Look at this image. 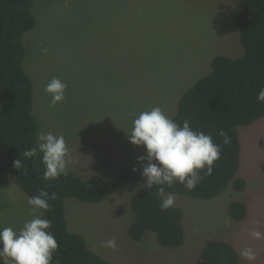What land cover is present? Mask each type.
I'll return each instance as SVG.
<instances>
[{
  "label": "rangeland",
  "instance_id": "374dc122",
  "mask_svg": "<svg viewBox=\"0 0 264 264\" xmlns=\"http://www.w3.org/2000/svg\"><path fill=\"white\" fill-rule=\"evenodd\" d=\"M247 0H35L36 26L25 33L24 69L34 90L33 114L39 132L65 137L77 161L69 169L89 185L109 182L119 170L145 154L129 142L128 131L141 111L160 106L169 117L199 79L212 72L217 56L238 59L244 47L236 27ZM43 49H47L45 53ZM67 84L65 99L51 105L45 87L53 78ZM241 164L232 185L212 200L176 195L185 213V244L162 248L148 232L134 241L128 227L135 220L132 197L144 183L141 175L123 183L98 204L66 201L71 230L114 264H186L199 261L216 241L232 243L240 264H264V117L238 128ZM168 194V193H167ZM29 196L9 175L0 186V225L19 229L32 218ZM248 208L244 221L228 216L232 203ZM40 214V213H37ZM262 233L254 239L251 230ZM115 237L117 248L102 242ZM251 247L255 260L241 253Z\"/></svg>",
  "mask_w": 264,
  "mask_h": 264
},
{
  "label": "trees",
  "instance_id": "16d2710c",
  "mask_svg": "<svg viewBox=\"0 0 264 264\" xmlns=\"http://www.w3.org/2000/svg\"><path fill=\"white\" fill-rule=\"evenodd\" d=\"M35 0H0V186L7 176L15 177L18 186L29 197L45 188L57 199L49 201L51 209L42 211L43 218L52 221L50 231L59 248L53 254L52 264H114L92 250L86 238L71 230L66 213V201L75 198L81 202L98 204L112 196L125 182L140 176L138 162L119 170L105 184L89 185L69 169L67 177L45 181L40 157L24 160L17 170L13 161L23 159L21 154L37 143L39 124L33 114L34 84L24 69L25 33L37 23L33 13ZM236 27L244 47L238 59L217 56L212 72L199 79L179 100L172 117L177 123L191 121L195 130L213 136L222 145L217 133L223 129L231 137L230 145H222L221 158L215 163L213 174L202 180L194 190H187L176 182L165 187V194L212 200L225 193L232 185L236 192L246 189L247 182L237 178L241 164V142L238 128L251 125L264 117V103L257 94L264 88V0H247L236 18ZM264 171V166H263ZM159 186L141 189L131 199L135 220L128 227L129 236L141 242L148 232L155 234L159 245L166 249L182 247L186 242L185 213L179 207L162 211ZM243 203H232L228 216L235 221L248 217ZM186 264H240L237 248L226 240L207 245L199 261Z\"/></svg>",
  "mask_w": 264,
  "mask_h": 264
},
{
  "label": "clouds",
  "instance_id": "9594fccd",
  "mask_svg": "<svg viewBox=\"0 0 264 264\" xmlns=\"http://www.w3.org/2000/svg\"><path fill=\"white\" fill-rule=\"evenodd\" d=\"M43 51L46 53L47 49ZM67 87L56 77L48 82L44 90L51 94L53 107L65 99ZM257 101L264 103V88L259 90ZM127 133L130 143L145 149V154L137 157L140 167L133 168L144 180L139 187L152 189L159 186L157 191L162 211L173 207L176 200L175 193L165 194V187L171 188L179 182L187 190H194L213 174L214 165L221 158L222 145L231 144V137L223 129L217 133L222 138L221 145L214 142L212 135L193 129L189 119L177 123L160 106L141 111ZM37 136L35 146L24 150L21 154L23 159L14 160L13 166L20 170L24 160L40 157L44 166L43 180H55L62 175L67 177L69 165L77 161L72 157L65 137L52 132H39ZM56 199V192L50 194L45 188H40L39 194L27 201L32 206L31 219H26L19 229L0 225V264H52L59 244L50 231L52 221L43 218L41 210L49 211V201ZM251 236L261 239L262 233L253 228ZM102 246L116 250L117 241L113 237L103 241ZM241 255L249 261L256 259L251 247H245Z\"/></svg>",
  "mask_w": 264,
  "mask_h": 264
}]
</instances>
